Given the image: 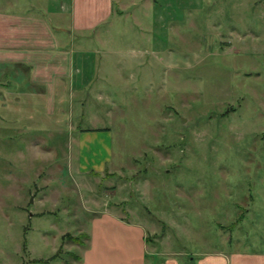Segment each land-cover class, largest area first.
<instances>
[{
    "label": "rangeland",
    "instance_id": "rangeland-1",
    "mask_svg": "<svg viewBox=\"0 0 264 264\" xmlns=\"http://www.w3.org/2000/svg\"><path fill=\"white\" fill-rule=\"evenodd\" d=\"M71 1L0 0L72 63L53 100L0 74V264H79L100 217L146 264L264 257V0H112L91 33Z\"/></svg>",
    "mask_w": 264,
    "mask_h": 264
},
{
    "label": "crops",
    "instance_id": "crops-1",
    "mask_svg": "<svg viewBox=\"0 0 264 264\" xmlns=\"http://www.w3.org/2000/svg\"><path fill=\"white\" fill-rule=\"evenodd\" d=\"M102 2L103 9L93 13L92 9L95 7L93 1L72 0L70 3L72 31L83 30L91 33L109 22L112 15V0ZM82 10L88 12L82 13ZM87 18L90 20L83 23L82 20ZM60 44L61 41L53 36L48 21L42 15L22 16L0 9V66L5 65L9 69L0 70L2 76L10 75L13 72L11 65H15L18 71L17 81L27 80L28 74L29 84L35 89L45 90L48 98L53 100L58 84L64 78L72 77L71 57L62 51L63 49L65 51L67 45ZM21 65H26V68ZM90 236L88 255L79 264H146L153 258L152 256L157 255H147V241L140 227H129L109 217L94 220ZM197 259L196 264H264V257L244 258L240 255L228 258L224 254H216ZM193 262L190 261L189 264ZM165 264L180 263L169 261Z\"/></svg>",
    "mask_w": 264,
    "mask_h": 264
}]
</instances>
